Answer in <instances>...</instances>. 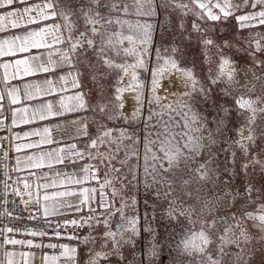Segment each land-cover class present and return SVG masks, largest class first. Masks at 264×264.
<instances>
[{
    "label": "snow or ice",
    "instance_id": "obj_1",
    "mask_svg": "<svg viewBox=\"0 0 264 264\" xmlns=\"http://www.w3.org/2000/svg\"><path fill=\"white\" fill-rule=\"evenodd\" d=\"M15 2L0 0V9L11 7ZM18 2L27 5L28 0ZM74 4L79 7H73ZM160 8L177 13L182 32L185 30L184 18L194 17L191 32L184 39L200 46L203 63L208 65L204 78L197 74V58L194 54L189 57L183 41L181 45L173 43L171 47L158 42L155 17ZM127 15L144 19L138 20L133 27L124 19ZM9 17L16 18L13 27L25 20L27 24L51 20L52 24L17 36L15 39L21 42L18 48L15 41L5 40L3 43L10 47L0 46V55L44 47L49 42L43 37L52 35L55 43L67 45L56 50L57 59L53 60L50 54L44 62L34 56L31 64L28 60H17L16 64L24 65L25 73H56L58 82H70L72 88L79 89L74 95L60 99L58 106L52 103L39 106L29 119H34L37 114L41 119L89 111L92 115L70 119L71 125L76 127V136L89 137L87 142L79 146L73 143L66 150L49 151L39 158L28 156L24 161L26 168L47 166L51 170L54 164L75 165L83 160L87 163L79 165L82 175L58 171L57 175L64 176L58 182L64 190L49 193L48 189L56 187L57 181L47 182L46 173H40L37 178L46 181L44 183L24 180L22 187H14L9 184L11 177L5 171V178L0 182V207H3L0 218L8 217L13 222L42 220L56 239L92 244L85 264H111L112 256L124 261L121 249L125 245L138 249L128 264H154V257L162 249L156 227V204L165 201L167 207L159 220L171 222L165 227L170 243L180 237L173 249L178 252L175 264H193L192 260L181 261V256L194 257L196 264H223L226 256L231 257V264H249L254 251L249 245L254 239L264 240V147L252 152L258 147V114L264 119V30L250 32L247 37L237 36L239 44L236 45L228 40L218 43L213 34L216 24L228 21L230 17L241 31L264 26V0H43L42 4L9 11L0 19ZM125 25H128L127 31ZM160 37L163 39V32ZM230 48L245 52L249 65L238 64L229 57L224 49ZM213 49L217 57L214 68L213 58L209 55ZM81 65L89 69L97 88L99 98L94 103L90 99L91 90L85 91L87 85L82 80ZM4 67L7 69L9 65ZM109 76L114 80L111 94L108 86L101 82ZM45 83L49 85L45 92L48 94L53 82L47 80ZM17 92L15 87L8 90L11 104L17 103ZM214 94L222 99L218 107H215ZM3 99L0 96V101ZM207 103L214 106L210 117L197 108V105ZM3 111L4 106L0 103V114ZM27 112L28 109L13 111L12 125L29 122L25 119ZM118 121L131 127L109 126V122L117 125ZM89 122L95 126L94 133L89 132ZM0 130H4L3 120H0ZM48 131L44 129L45 133ZM259 135L264 136V128ZM15 138L22 137L16 134ZM43 142L52 141L46 137ZM234 145L244 157L239 172L235 167ZM34 146L16 144L14 150L20 152ZM121 152L123 156H120ZM221 154H224L223 160ZM4 155L7 158V151ZM133 158L136 164L128 166V161ZM20 164L17 158V168L13 171H18ZM102 167L105 171L101 180ZM184 170L185 176H177L178 171ZM241 173L244 182L236 184ZM92 181L98 186H93ZM193 182L200 188L207 187L212 194L198 213L202 215L207 210L211 219L192 218L195 208L187 200L192 198L189 187ZM14 183L18 185L19 178ZM127 185L137 191L143 189L146 198L142 208L135 197L129 205L120 195ZM109 188L111 198L107 194ZM10 196L13 199L9 200ZM118 196L120 206L116 207ZM148 196L154 200L150 202ZM238 201L240 207L232 211ZM128 207L133 209L134 215H126ZM213 211L218 214L212 215ZM117 214L119 227L113 230L111 221ZM58 216L65 219L63 223L56 221L53 227L51 218ZM101 225L103 233L93 234ZM69 226L74 229L87 227L91 231L82 238L76 232L62 235L60 230ZM145 232L148 233L146 250L138 244ZM17 235L35 238L44 237L48 232L39 226L5 225L0 228V248L5 245L29 249L60 248L58 255L44 254L42 264H78V246L34 243L33 240L16 239ZM212 246L213 251H209ZM3 256L5 259L0 260V264H20L16 257H20L23 264H32L36 258L30 251L6 249Z\"/></svg>",
    "mask_w": 264,
    "mask_h": 264
},
{
    "label": "crops",
    "instance_id": "obj_2",
    "mask_svg": "<svg viewBox=\"0 0 264 264\" xmlns=\"http://www.w3.org/2000/svg\"><path fill=\"white\" fill-rule=\"evenodd\" d=\"M43 0H28L27 5L20 4L18 0L11 6L0 9V17H4L7 15L9 11L15 10H22L26 6H34L36 4H42ZM251 11V9H249ZM35 15L36 13H32ZM16 20L15 17H9L7 19H0V46L7 49L10 47L9 44H4L5 40L7 41H15V46L18 48L21 44L19 40L15 38L17 36H24L27 35L28 32L33 30H39L41 26L47 25L50 26L52 24L51 20L44 21L42 24H27L26 20L21 21L18 26L13 27V23ZM224 28L227 29H237V33L239 36L247 37L250 32H257L264 30V26H260L257 28H246L244 30H239L236 24V21L233 18H229L228 21L224 22ZM229 37V36H228ZM49 43L46 44L44 47L40 48H29L27 51L24 52H15L10 55H0V96H3L4 99L0 101V103L4 106V111L0 114V120H3L4 128H8L10 132V147L11 151L15 157L16 161V168H17V158L20 159L21 164L19 165V170L17 171V179L19 178L20 183L17 185L22 187L23 181L27 180L30 183L39 182L44 183L46 181L38 180V176L40 173H46L49 177V181L52 180L57 181V186L48 189L49 193L63 191V187L59 186V181L64 179V176L57 175V172L62 170V172H66L69 175L76 173L78 175H82L80 173V164L87 163L86 161H79L77 164H54L53 168L50 170L47 166H44L40 169H29L24 166V161L26 157L32 156L39 158L41 155H45L49 151H56L58 149H67L69 145L76 143L78 146L82 145L83 143L87 142L89 137H77L76 136V127L71 125L70 119L80 117V116H91L92 113L89 112H80V113H68L64 116H48L45 119H41L39 114L36 115L34 119H29L34 109L38 108L39 106L52 103L58 106V102L60 99L67 98L69 96L74 95L79 89H74L71 86V83L64 84L62 81H57V74L53 72H29L25 73L24 65L17 66V60H28L29 63H32L31 58L36 56L40 57L39 62H44L48 59L49 55L51 54L52 59H57V49L66 48L67 45L64 44H57L55 43V37L52 35H46L43 37ZM36 39H40L37 37ZM229 41V40H228ZM240 46V45H239ZM241 47H243L241 45ZM235 50V49H232ZM239 52V51H238ZM241 53L242 57L240 58L243 61L249 60L248 56L245 52ZM259 55V54H257ZM8 64L9 67L5 69L4 65ZM81 71L83 72L82 80L84 84L87 85L85 91L91 90L90 99L91 102H95L99 96L97 92V88L94 85L91 75L89 71H87V67L81 65ZM63 71H67L64 69ZM7 75V79L5 76ZM51 80L53 83L51 85L52 91L48 94H45L46 90L49 88V85L45 83V81ZM26 85L30 86L26 89ZM12 87L18 89L17 92V103L11 104L10 100L11 97L7 95L8 90ZM28 109V112L25 114V119L29 120L27 123H18L16 126H13L12 121V113L15 110H23ZM47 128L49 131L47 133L44 132V129ZM95 126L89 122V132L94 133ZM24 133H29L30 135L24 137ZM31 133H35L34 135ZM16 134H20L22 137L21 139L17 140ZM49 138L52 142L51 143H44L43 141L45 138ZM16 144H32L35 145L31 148H24L20 152H16L15 145ZM32 173H36V175H32ZM206 198L204 201L211 199L210 194L205 195ZM191 200V199H190ZM195 201V202H194ZM193 202L196 204V199L193 198ZM203 203V201L201 200ZM240 202V201H239ZM71 215V214H69ZM76 215H80L77 213ZM54 219H63L65 217H52ZM75 218V217H72ZM253 234H256V230H253ZM83 237V236H82ZM81 237V238H82ZM99 244V243H97ZM253 249V256L264 255V240L254 239L252 241ZM68 245L78 246V264H85V261L88 258L87 253L83 251L82 243L78 242H69ZM214 249V246H213ZM213 251V250H212ZM36 254V253H35ZM44 254H36V258L32 261V264H42L41 257ZM5 259L3 253H0V260ZM16 260L23 264V261L20 257H16Z\"/></svg>",
    "mask_w": 264,
    "mask_h": 264
},
{
    "label": "rangeland",
    "instance_id": "obj_3",
    "mask_svg": "<svg viewBox=\"0 0 264 264\" xmlns=\"http://www.w3.org/2000/svg\"><path fill=\"white\" fill-rule=\"evenodd\" d=\"M73 7H79V5L74 4ZM124 19L128 22V25L135 27L137 21L139 20L142 22L144 18L136 16V15H127L124 17ZM193 19H194V17H192V16H188L187 18H184L183 22L185 25V30L182 32L180 29L181 18L177 15V13L171 12L170 10H165L164 8L158 9L157 16L155 17V23L157 26L156 38H157L158 42H160L162 45H164L166 47H171V45L173 43H175L177 45H181V42L183 41V46L187 49L189 57H191L194 54L197 58L196 59L197 74L200 75L201 78H204L206 71H207V68H208V65H205L203 63L204 55L200 50V46L197 45L194 41L192 43H189L187 40L184 39V37L188 34V32H191V23H192ZM128 25H125L126 31H127ZM224 26H225L224 22H222V23L218 22L216 24V32L213 34V38L216 39L218 43H223L224 40H229V42H231L234 45L239 44V42L237 40V36H239L237 33V29L231 28L229 30L227 28H224ZM161 32H163V39H161V37H160ZM193 36H195L194 33H193ZM125 45H127L126 41H125ZM232 49H235V50H232ZM224 51L226 52V54L229 57H231L233 60H235L238 64L249 65V60L243 61L240 59L242 57V55H241V53H239L236 50V48L224 49ZM89 55H91V53H89ZM209 55L212 56V58H213L212 67L214 68L215 67V60L217 59V57L215 56V50L213 49L212 51H210ZM86 69H87V71H89L88 68H86ZM101 82L108 86V92H109V94H111L112 84L114 83L113 77L109 76L107 80H102ZM182 90L183 89H181V91ZM256 94L257 95L259 94V84H258V91ZM213 99L216 100L215 107H218L219 103L222 102V99H221V97H219L218 94H214ZM229 103H231V100H229ZM197 108L204 115L209 116V117L213 114V111H214V106L210 103L197 105ZM205 110H207V111H205ZM125 111L126 112L128 111L127 106L125 108ZM256 123L259 126V127H257L258 135H257V140H256V144L258 147L252 149L253 153L258 151L259 147H264V136L259 135L261 128H264V119H261L259 114H258ZM109 126H120V127H125V128L131 127L130 125L124 124L122 121H118L117 125H112L109 122ZM209 127H211V125H209ZM125 143H128V142L126 141ZM223 146L226 147L227 145H223ZM233 150H235L237 153V161H236L235 167H236V171L239 172L240 171V165L243 162L244 157H243V154L240 152L239 148H237L235 145L233 146ZM142 151H143V149L141 146V152ZM120 156H123V152L120 153ZM227 156L230 159L231 158V152L227 153ZM201 159H203V157ZM220 159L221 160L224 159V154H221ZM142 163H143V161L141 160V164ZM135 164H136L135 158L128 161V166H133ZM117 166L119 167V165H117ZM229 166H231V164H229ZM221 168H223V165H221ZM104 171H105V169L102 167L101 171H100V174L102 175V177H103ZM124 171H127V168H125ZM186 174H187L186 170L177 172V176H185ZM129 179H131L130 175H129ZM243 182H244V177H243V173H241V175L236 180V184H242ZM125 184H127V181H125ZM116 187L119 189V187H120L119 184H117ZM221 187H222V185H221ZM197 188H200V185L197 184L196 182H193L189 187V190L192 192V198H191V200L190 199L187 200V203L192 204L195 208V212L193 213L192 218H193V220L211 219V216L208 215L207 210H205L202 215H198V213H200V209L203 207L202 205L205 202L204 200L206 198H208L205 195L206 194L212 195V194L207 191V187L200 188L199 192H197ZM108 191L111 193L110 188L108 189ZM120 195H122L124 197V199L128 202L129 205H131L132 198L135 197L139 201L138 206L140 208L143 207V200L146 198L143 194L142 188L139 191H137V189L133 188L132 185H127V187H125L123 189V191L120 193ZM193 198L196 199V204L193 202ZM147 199L150 202L154 200V198L152 196H148ZM198 200H199V202H198ZM201 200L203 201V203L201 202ZM115 203H116V207L120 206L119 196L116 198ZM240 203L241 202L238 201L236 206L232 209V211H236V208L240 207ZM166 207H167V202H165V201H160V202H157V204H156V216L158 218L156 221V227L158 229V239H160L161 243H162V249L159 250V254L156 257H154V264H175L176 258L178 256V252L174 251L173 249H175L176 241H178L180 239V237L177 236L176 240L171 241V243H170L169 240L167 239V233L165 232V227L167 226L168 223H171V222L159 220L160 215L164 212V209ZM125 213L128 216H132L135 214V212L133 211V209L131 207L126 208ZM216 214H218V213L213 211L212 215H216ZM118 217H119V214H117L113 218V221H112L113 230H114V221L116 219H118ZM147 237H148V233L145 232V233H142V237L138 239V244L140 245V248H143L144 250H146L147 245H148ZM82 245L85 246L86 248H88V247L92 248L93 247L92 244L85 245L82 243ZM96 246L95 247L98 250L99 244H97ZM249 248L253 249V244L249 245ZM137 250L138 249H134L131 245H125L121 249L122 253L125 256V260L121 261V260H119L118 257L112 256L110 258L111 264H128V261H131L133 259V255ZM231 250L232 249H228V251H231ZM253 250L255 251V249H253ZM170 253H171V255H170ZM258 254L255 256H252V259L249 261V264H264V255H262L260 257V255H258ZM126 257H128V259H126ZM180 259H181V261L192 260L193 264H196L194 257L181 256ZM223 264H231V257H227V256L224 257L223 258Z\"/></svg>",
    "mask_w": 264,
    "mask_h": 264
},
{
    "label": "built area",
    "instance_id": "obj_4",
    "mask_svg": "<svg viewBox=\"0 0 264 264\" xmlns=\"http://www.w3.org/2000/svg\"><path fill=\"white\" fill-rule=\"evenodd\" d=\"M3 137H7V139H0V182H2L4 180V172L7 171L9 176L11 177V179L8 181L9 184H12L14 187L17 186L16 182L17 181V171H13V169H16V161H15V157L11 151V147H10V132L8 130V128H4V130H0V138ZM5 151H7V158H5ZM101 180L103 179L102 175L99 173ZM93 186H98L96 181H92ZM0 188H2V183H0ZM107 194L109 196V198H111V193L108 191L107 189ZM99 198V194H97V199ZM13 199V197H9V200ZM17 203H19V200L17 199ZM11 205H9V208L11 209ZM3 211V207H0V212ZM98 211H101L98 209ZM85 212H87V209H85ZM23 215H27V213H24ZM80 215H83V213H80ZM115 217V216H114ZM113 217V218H114ZM112 218V221H113ZM53 221V227L55 226L56 221H60L61 223H63V219H54L51 218ZM111 221V223H112ZM13 223L16 224V226L18 227H22L23 225H27L29 227H42L44 228L47 232L48 235L44 236V237H32V236H24V235H17L15 236L16 239H20V240H33L34 243H40L42 242L43 244H48V243H53V244H68L69 242H78L76 240H68L65 238H61V239H56L54 237H52V232L51 229H47V227L43 224L42 220L41 221H28V220H22V221H16L13 222L10 218L8 217H3L0 218V228H3L5 225H9L11 226ZM62 235L67 232V233H73L76 232L78 233L81 237L83 236H87L89 234V231H91L89 228L84 227L82 229H74L73 227L69 226L67 229L62 228L61 230ZM104 231L103 226H98L95 230L93 234L96 233H102ZM52 237V238H50ZM97 247V246H96ZM8 250V251H16V252H32V253H36V254H48V255H58L61 251L60 248L57 249H50L47 247L44 248H27V247H21V246H16L15 248L11 245H5L4 248H0V253H3L4 250ZM83 251H85V253H88V248H86L85 246H83ZM126 259H128V257H126Z\"/></svg>",
    "mask_w": 264,
    "mask_h": 264
},
{
    "label": "water",
    "instance_id": "obj_5",
    "mask_svg": "<svg viewBox=\"0 0 264 264\" xmlns=\"http://www.w3.org/2000/svg\"><path fill=\"white\" fill-rule=\"evenodd\" d=\"M119 227V217L114 221V230Z\"/></svg>",
    "mask_w": 264,
    "mask_h": 264
},
{
    "label": "bare ground",
    "instance_id": "obj_6",
    "mask_svg": "<svg viewBox=\"0 0 264 264\" xmlns=\"http://www.w3.org/2000/svg\"><path fill=\"white\" fill-rule=\"evenodd\" d=\"M195 202V201H194ZM203 206V205H202ZM213 250V246L210 248V250L209 251H212Z\"/></svg>",
    "mask_w": 264,
    "mask_h": 264
}]
</instances>
